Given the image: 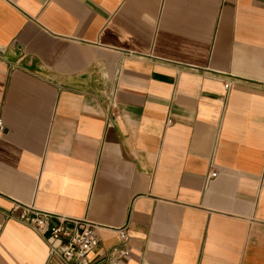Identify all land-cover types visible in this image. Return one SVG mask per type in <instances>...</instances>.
Here are the masks:
<instances>
[{
	"label": "crops",
	"instance_id": "1",
	"mask_svg": "<svg viewBox=\"0 0 264 264\" xmlns=\"http://www.w3.org/2000/svg\"><path fill=\"white\" fill-rule=\"evenodd\" d=\"M0 121V264H264V0H0Z\"/></svg>",
	"mask_w": 264,
	"mask_h": 264
},
{
	"label": "built area",
	"instance_id": "2",
	"mask_svg": "<svg viewBox=\"0 0 264 264\" xmlns=\"http://www.w3.org/2000/svg\"><path fill=\"white\" fill-rule=\"evenodd\" d=\"M230 88V83L225 85L226 91ZM108 103L111 110L116 108L115 98L109 96ZM171 123V120L167 122ZM3 127L0 121V129ZM217 176V173H211L210 178ZM52 214L36 209L34 206H24L20 214V221L30 225L36 230L42 231L50 244V254H60L66 261L81 262L87 261L88 254L99 246V238L97 235L98 225L88 220H73L63 216H58V223L51 224ZM72 224V227H68ZM122 244L128 241V233L125 229L118 231ZM114 254L118 256H129L127 249L114 248ZM111 264H119L116 259L110 260Z\"/></svg>",
	"mask_w": 264,
	"mask_h": 264
}]
</instances>
